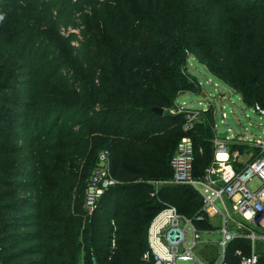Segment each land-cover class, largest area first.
<instances>
[{
	"label": "trees",
	"instance_id": "obj_1",
	"mask_svg": "<svg viewBox=\"0 0 264 264\" xmlns=\"http://www.w3.org/2000/svg\"><path fill=\"white\" fill-rule=\"evenodd\" d=\"M0 16V264H152L148 229L168 205L213 230L170 161L189 135L205 175L214 113L186 129V111L171 109L202 92L190 57L264 105V0H0ZM104 150L118 182L87 216ZM238 248L249 254L251 240L229 241V264ZM258 252L264 264L263 241Z\"/></svg>",
	"mask_w": 264,
	"mask_h": 264
},
{
	"label": "built area",
	"instance_id": "obj_2",
	"mask_svg": "<svg viewBox=\"0 0 264 264\" xmlns=\"http://www.w3.org/2000/svg\"><path fill=\"white\" fill-rule=\"evenodd\" d=\"M264 115V105L255 103L252 106ZM189 119L185 128H191L197 111L185 106ZM217 150L225 145L216 140ZM255 151L245 162L236 159H217L214 165L207 168L204 177L194 174L195 148L193 139L185 135L179 141L170 164L173 171L171 181L195 186L203 196V210L210 215L218 213L221 223L217 232L218 240L212 241L201 237L193 218L180 212L176 205L163 207L152 219L148 229L149 248L143 258L153 260L152 264H178L179 260H193L194 264H229L225 260V250L229 241L235 237H246L251 240V252L244 254L241 248L236 253L241 256L239 264H261L258 242L264 243V137L254 139ZM236 163H242L239 167ZM258 177L260 182L252 185L251 180ZM118 180L112 175L107 152L99 155V163L87 179L84 207L91 214L105 191ZM221 200L222 207L217 203ZM192 233V237L188 236ZM115 245V238L112 240ZM215 242L217 256L213 259L199 257L197 251L207 244Z\"/></svg>",
	"mask_w": 264,
	"mask_h": 264
},
{
	"label": "rangeland",
	"instance_id": "obj_3",
	"mask_svg": "<svg viewBox=\"0 0 264 264\" xmlns=\"http://www.w3.org/2000/svg\"><path fill=\"white\" fill-rule=\"evenodd\" d=\"M135 2H137V0H132V3ZM63 32L68 34L71 32H78V29L71 28L69 30H63ZM188 69L197 76L202 86V92L201 94L192 91L184 92L178 96L177 103L182 104L186 102L190 108L198 110H206L210 104H213L216 127L220 132L228 131L229 128H231V136L238 132L249 138L255 136L264 137V115L260 114L252 106H246L238 93L233 91L224 81L214 76L206 65L200 63L194 57H190ZM220 89L227 92V97L223 101L217 100ZM175 109L177 108L175 107ZM224 112L226 113L225 116L223 115ZM214 161H217L215 156L210 166L214 165ZM259 182L260 180L258 177H254L251 180L252 185H257ZM193 187L197 189L195 186ZM217 203L220 206L222 205L220 200H218ZM86 215L88 216V213H86ZM219 220H221L220 215L211 217V222L215 225L219 223ZM188 236L192 237V233H188ZM201 237L209 238L210 240H218L221 237V233L217 231L206 233L203 231ZM207 251L211 252L210 247H203L200 252L197 251V254L202 258ZM178 264H194V261L191 259L179 260Z\"/></svg>",
	"mask_w": 264,
	"mask_h": 264
},
{
	"label": "crops",
	"instance_id": "obj_4",
	"mask_svg": "<svg viewBox=\"0 0 264 264\" xmlns=\"http://www.w3.org/2000/svg\"><path fill=\"white\" fill-rule=\"evenodd\" d=\"M210 71V70H209ZM211 72V71H210ZM212 73V72H211ZM213 74V73H212ZM214 75V74H213ZM216 76V75H214ZM197 77V76H196ZM217 77V76H216ZM219 78V77H217ZM220 79V78H219ZM222 80V79H220ZM223 81V80H222ZM200 82V81H199ZM226 83V82H225ZM201 84V83H200ZM227 84V83H226ZM233 91H235L229 84H227ZM237 93V92H236ZM201 94V93H200ZM241 97V100L244 102V99L242 97V95L240 93H238ZM227 97V92L223 91L222 89H220V93L218 94L217 96V100L218 101H223L224 99H226ZM229 97V96H228ZM244 104L246 106H248L245 102ZM182 106H185V107H189L188 104L185 102V103H182V104H179L177 103L176 104V108L179 110L180 107ZM190 108V107H189ZM192 110V108H190ZM209 109H211L214 113V126H213V129H214V138H213V144H214V152H215V158L216 159H236L235 161L236 162H245L247 161L251 155L254 153L255 151V146H254V143H253V140L257 137H262V136H255L253 138H249L247 137L246 135L242 134V133H235L234 135H230V131H231V128H229L228 131H225L227 134L226 136H221L219 135V133H225V132H220L218 130V128L216 127V121H215V110H214V107H213V104H210L208 109L206 110H198V109H193L195 111H197V114H203V111L204 112H207ZM172 112L175 111V108L174 109H171ZM225 112L223 113V115L225 116ZM219 140L221 143H223L225 145V149H221L220 151L217 150V143H216V140ZM236 143L238 145H241L242 147H238V148H235L233 149L232 148V145ZM245 156V157H244ZM246 158V159H245ZM206 173V172H205ZM204 177V176H203ZM202 178V177H200ZM221 202V200H220ZM222 204V202H221ZM222 207V205H221ZM219 214L217 213H212L210 215H208L209 217V220L211 221V217L213 216H218ZM221 217V216H220ZM263 222V220H262ZM212 223V222H211ZM221 223V220H219V223L217 225L213 224L214 225V229L213 230H205L204 232H215L218 228V226L220 225ZM203 231H201L202 233ZM204 239H207V238H204ZM209 239V238H208ZM212 241H215V240H212ZM207 247H210V250L211 252L207 251L205 252V255H204V258H207V259H213V258H216L215 256H217V246L215 244V242H211L207 245L204 246V248H207Z\"/></svg>",
	"mask_w": 264,
	"mask_h": 264
},
{
	"label": "water",
	"instance_id": "obj_5",
	"mask_svg": "<svg viewBox=\"0 0 264 264\" xmlns=\"http://www.w3.org/2000/svg\"><path fill=\"white\" fill-rule=\"evenodd\" d=\"M153 110L158 113V114H163L164 113V108L163 107H153ZM226 132L225 133H219V135L221 136H226Z\"/></svg>",
	"mask_w": 264,
	"mask_h": 264
},
{
	"label": "clouds",
	"instance_id": "obj_6",
	"mask_svg": "<svg viewBox=\"0 0 264 264\" xmlns=\"http://www.w3.org/2000/svg\"><path fill=\"white\" fill-rule=\"evenodd\" d=\"M3 18H4L3 16H0V20H3Z\"/></svg>",
	"mask_w": 264,
	"mask_h": 264
},
{
	"label": "bare ground",
	"instance_id": "obj_7",
	"mask_svg": "<svg viewBox=\"0 0 264 264\" xmlns=\"http://www.w3.org/2000/svg\"><path fill=\"white\" fill-rule=\"evenodd\" d=\"M263 223H264V219H263Z\"/></svg>",
	"mask_w": 264,
	"mask_h": 264
}]
</instances>
